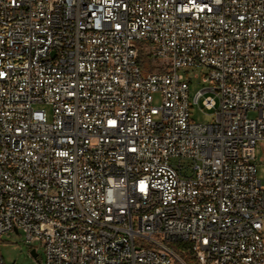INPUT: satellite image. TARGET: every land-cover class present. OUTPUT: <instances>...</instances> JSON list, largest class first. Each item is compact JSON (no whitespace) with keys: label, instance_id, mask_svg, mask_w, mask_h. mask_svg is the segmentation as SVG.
<instances>
[{"label":"built area","instance_id":"obj_1","mask_svg":"<svg viewBox=\"0 0 264 264\" xmlns=\"http://www.w3.org/2000/svg\"><path fill=\"white\" fill-rule=\"evenodd\" d=\"M198 67L211 122L191 119L180 69ZM259 140L264 0H0V243L22 229L45 264H188L175 241L191 264H264Z\"/></svg>","mask_w":264,"mask_h":264},{"label":"rangeland","instance_id":"obj_2","mask_svg":"<svg viewBox=\"0 0 264 264\" xmlns=\"http://www.w3.org/2000/svg\"><path fill=\"white\" fill-rule=\"evenodd\" d=\"M202 67L192 68L189 72L186 69H180L181 72L189 79V100H190V113L191 119L196 122H211L215 118V109L206 108L202 105L201 101L194 103V96L198 89H201L204 83L202 81L203 71ZM196 74V75H195ZM162 97L160 92L153 93V105H160ZM48 111H50L48 109ZM256 111L248 113L249 117H256ZM255 163L258 169V177L262 179L264 184V140H259L255 149ZM168 245L175 251L182 255L184 247L177 241L167 242ZM141 244L148 246L147 241ZM140 245V244H138ZM35 248L37 255L34 256L31 250ZM0 252L2 254L5 264H45V251L40 241L32 243L26 242L24 231L20 229L18 232L15 230L7 231L2 234L0 243ZM182 257V256H181ZM183 258V257H182ZM184 259V258H183ZM185 260V259H184ZM189 264V263H188Z\"/></svg>","mask_w":264,"mask_h":264},{"label":"trees","instance_id":"obj_3","mask_svg":"<svg viewBox=\"0 0 264 264\" xmlns=\"http://www.w3.org/2000/svg\"><path fill=\"white\" fill-rule=\"evenodd\" d=\"M178 242L184 247V251L182 252V255H180L185 259L187 263H193V261H195V255L190 247V244L188 242Z\"/></svg>","mask_w":264,"mask_h":264},{"label":"bare ground","instance_id":"obj_4","mask_svg":"<svg viewBox=\"0 0 264 264\" xmlns=\"http://www.w3.org/2000/svg\"><path fill=\"white\" fill-rule=\"evenodd\" d=\"M97 22H88V31H96Z\"/></svg>","mask_w":264,"mask_h":264},{"label":"water","instance_id":"obj_5","mask_svg":"<svg viewBox=\"0 0 264 264\" xmlns=\"http://www.w3.org/2000/svg\"><path fill=\"white\" fill-rule=\"evenodd\" d=\"M15 231L18 232L17 229H15ZM31 253H32V255H34V256L37 255V252H36L35 248H33V249L31 250Z\"/></svg>","mask_w":264,"mask_h":264}]
</instances>
